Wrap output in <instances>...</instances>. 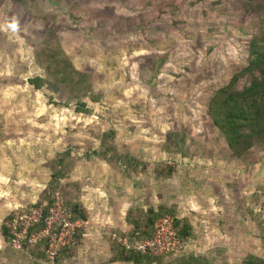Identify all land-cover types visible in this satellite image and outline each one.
I'll return each instance as SVG.
<instances>
[{"label": "rangeland", "instance_id": "obj_1", "mask_svg": "<svg viewBox=\"0 0 264 264\" xmlns=\"http://www.w3.org/2000/svg\"><path fill=\"white\" fill-rule=\"evenodd\" d=\"M20 2L0 0V264H55L63 248L72 254L63 264H132L113 261L110 244L152 256L151 264L264 259V145L253 146V162L240 161L208 113L213 94L247 67L264 4ZM64 58L86 82L74 87L62 73L56 77ZM36 76L52 86L34 89L28 80ZM249 81L245 74L238 89ZM79 103L87 113L77 111ZM110 130V142L139 164L136 171L92 153ZM60 154H70L71 166L55 186L45 228L31 235L48 239L45 259L33 260L27 249L39 240L23 245L19 230L41 217L44 207L35 205L48 196ZM65 196L80 204L85 220L71 221ZM149 209H165L157 220H173L174 251L145 246L153 229L141 241L133 234L132 223L150 217ZM4 224L16 241L4 240Z\"/></svg>", "mask_w": 264, "mask_h": 264}, {"label": "trees", "instance_id": "obj_2", "mask_svg": "<svg viewBox=\"0 0 264 264\" xmlns=\"http://www.w3.org/2000/svg\"><path fill=\"white\" fill-rule=\"evenodd\" d=\"M20 2V0H16ZM261 1L264 4V0H251ZM22 3V2H20ZM25 7L28 4L22 3ZM260 26L258 31L250 40L248 46V64L241 72L232 76L229 83L224 87L218 89L212 96L208 113L213 125L217 128L220 134L223 136L228 149L235 158H238L243 162L251 161V150L255 143L264 145V13L261 15L259 22ZM60 46L55 53H52V57L56 53H61ZM58 62H62L63 65L57 68L55 74L58 79L61 73L64 75V81L70 82L72 86L78 87L80 82H86L89 76L85 73H81L72 67V64L68 58L64 60L58 59ZM60 66V64H59ZM245 74H248L250 81L246 86L238 89V81ZM51 80L45 79L41 76L30 78L28 83L36 90H40L44 85L52 86ZM80 84H77V83ZM83 85V83H82ZM87 91H90L86 87ZM83 90V89H82ZM85 90V89H84ZM86 91V92H87ZM85 95V94H84ZM94 99V97H91ZM80 107L77 111L87 113L85 110V104L79 103ZM114 131L110 130L102 134L101 146L98 151L92 153L101 160L107 161L113 165L125 166L126 171H136L139 164L133 158H127L122 156L116 151L115 146L110 142L113 139ZM123 164V165H122ZM71 166L70 154H60V159L56 160L51 166V181L48 188V196L45 200L36 204V207H44L41 211V217L38 222L32 227L28 228L23 245L29 243L30 237L33 233L42 232L46 225V218L48 217V210L53 205L54 198L53 192L55 186L58 185L59 178L66 176V170L69 171ZM46 201V203L44 202ZM63 204L67 212L71 216V221L77 223L86 219L84 210L81 209L79 203L73 201L71 198H63ZM162 211V212H161ZM154 212L149 209L148 213L150 217H143L141 222H134L133 234L139 237L140 241L146 238H150L152 235V229L155 221L167 213L165 209ZM132 217V216H129ZM140 215L138 214V216ZM179 225V222H175ZM78 231V230H77ZM189 226L184 225L181 230V236H187ZM80 232L77 233L76 238L80 241ZM2 236L6 242L14 241V234L12 228L7 227L5 224L2 227ZM82 237V234H81ZM262 241L264 242V229L261 232ZM144 238V239H143ZM47 238H42L38 242L32 243L30 249H27L29 255L33 260H44L45 250L48 246ZM111 246L113 254V261L132 263V264H151L155 260L152 256L143 255L141 252L135 250H127L120 248L119 245ZM72 254L69 249L63 248L55 260V264H63L70 261ZM245 264H264V259L257 258L255 256H248L245 259Z\"/></svg>", "mask_w": 264, "mask_h": 264}, {"label": "built area", "instance_id": "obj_3", "mask_svg": "<svg viewBox=\"0 0 264 264\" xmlns=\"http://www.w3.org/2000/svg\"><path fill=\"white\" fill-rule=\"evenodd\" d=\"M12 221L13 222L10 225L14 227L13 229L16 231L17 230V227H15L16 222L14 226L15 220H12ZM9 222L10 221L7 222V225L11 227L9 225ZM26 229H28V226L24 227L22 230H19V233L23 232L26 234V231H27ZM13 234L14 236H16V232H13ZM25 234H24V237H25ZM40 237H41L40 234H35L30 237V241L34 242V241L40 240L41 239ZM170 240H173V242L170 243ZM177 240H178V231L174 226L173 220L165 216L155 221L153 225V237L150 242L145 243V246L146 247L150 246L154 248L155 245H158V246L161 245V248L164 250V251L160 250L162 253L171 252V251H174L178 247L177 245L179 244V241L175 244V241ZM163 241H166V244Z\"/></svg>", "mask_w": 264, "mask_h": 264}, {"label": "crops", "instance_id": "obj_4", "mask_svg": "<svg viewBox=\"0 0 264 264\" xmlns=\"http://www.w3.org/2000/svg\"><path fill=\"white\" fill-rule=\"evenodd\" d=\"M82 264V263H81Z\"/></svg>", "mask_w": 264, "mask_h": 264}]
</instances>
